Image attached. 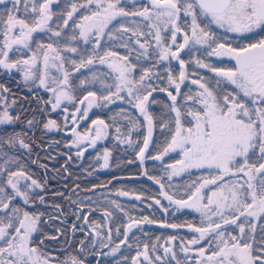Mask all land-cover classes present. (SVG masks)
<instances>
[{
    "label": "snow or ice",
    "instance_id": "snow-or-ice-1",
    "mask_svg": "<svg viewBox=\"0 0 264 264\" xmlns=\"http://www.w3.org/2000/svg\"><path fill=\"white\" fill-rule=\"evenodd\" d=\"M0 70L19 73L26 85L50 94L42 103L60 110L63 123L48 119L43 129L70 133L66 147L76 149L77 159L111 133L117 146L131 150L128 163L159 167L160 175L142 167L159 186L156 195L123 188L116 195L148 201L161 214L171 208L199 213L198 224L138 218L110 192L95 201L88 195L72 200L76 184L65 198L82 221L71 233L87 230L85 237L71 254L45 253V239L57 237L34 235L42 233L45 213L28 206L46 202L47 179L34 178L22 159L33 152L27 133L0 130V264H86L88 255L96 264L106 257L114 258L112 264H264V0H0ZM154 93H164L165 101ZM10 95L0 84V126L20 119L10 112L16 104ZM117 101L135 111L121 107L110 122L97 117L80 128L93 108ZM158 103L162 108L154 112ZM34 123L27 121L29 128ZM20 149L25 152L17 154ZM173 154L179 159L167 162ZM64 155L67 177L73 156ZM111 156L107 147L98 152L97 168L108 169ZM193 172L199 175L183 185L172 183ZM51 207L63 214L59 204ZM110 209L125 220L118 222ZM98 210L103 221L90 220ZM152 224L187 229L191 236L170 235L163 242L157 236L152 243L135 236L134 230Z\"/></svg>",
    "mask_w": 264,
    "mask_h": 264
},
{
    "label": "trees",
    "instance_id": "trees-1",
    "mask_svg": "<svg viewBox=\"0 0 264 264\" xmlns=\"http://www.w3.org/2000/svg\"><path fill=\"white\" fill-rule=\"evenodd\" d=\"M115 50H118L122 54H125L123 49ZM133 63H135V60H133ZM224 65L230 66V62L226 58H224ZM163 67L164 65H161V71L163 70ZM103 71H107V69L103 67ZM88 72L89 70L87 69L82 70V74L84 76H87L89 74ZM202 74L205 76L209 75L207 70H203ZM16 90L22 91L27 99V104L22 110V113H24L26 119L24 122H22L21 125L14 124L0 126V130L8 132L17 131L27 133L25 139L27 142L33 144V152L30 158L22 156V159L25 160V163L28 165V169L35 174L34 178L43 181L45 178L42 174V171L38 168L37 165H46V175L48 179L47 188L45 190L46 193L48 192L47 189L49 187L54 188V193H64L63 197L53 194L46 195V204L28 206L29 211L45 213V215L41 217V221L39 223V228L42 230V233H38L36 237L41 238L42 235L49 237H57V239L55 240L45 239V244L43 245V248L47 252L56 254V256L63 257L78 248L79 235L73 237L70 232L69 222L61 220L62 216L60 215V213L51 207V205L53 204H59L61 206V209L63 210L64 215L67 216L69 207L75 205H72L69 199H66L65 197L69 196L72 188L76 184H79L80 188L77 189L75 194L71 195L72 200H77L78 198L82 199L85 195H88L91 196L92 199L95 201L98 200L101 192H104L105 194H108L110 192L112 193L110 197L111 199L121 202L126 208L131 210L132 215H135L138 218L144 215H148L150 218L156 219L158 221H164L167 223H183L185 221L197 224L199 223V213H196L192 210L184 209L177 212L174 208H171L169 213L161 214V212L156 210L155 207L153 209H149L147 207L148 201L141 203L140 201H136L131 197H122L115 194L116 189L123 188L124 190L135 191L137 194L143 192L146 195H156L159 186L155 185L153 181L149 180L147 177L142 175V167H147L149 169L150 175H160L161 171L158 166L156 168H153L154 162L152 161L146 162L144 166H141L138 162L128 163L127 161L134 160V156L132 155L131 150H125L126 146L124 145L117 146L116 142L111 138V133L109 138L103 141L102 143L98 144L96 149L87 151L83 159L77 160L73 157V160L69 163L68 166V172L71 173V176L66 177L62 165L65 164L66 160V156L64 154L67 153V150L64 149V147L66 146L64 143L67 139H64L65 141L60 140V143L57 144L53 142L55 141V139H59V135L54 136L45 134L43 124L46 122L47 112L43 113V111H41L43 110L41 101H38L36 105V102L34 100V93H36L37 96L39 95L40 97H42L43 100L47 99V93L39 90L29 91L25 89L24 84H22V86ZM80 94L81 92L80 90H78L77 95ZM84 94H86V92ZM154 97L157 101H165L166 99L164 93H154ZM9 100H12L10 96ZM21 104L22 101L18 102V104L15 105ZM121 107L128 109L130 112L135 111L132 110L130 106L124 104L122 101H117L116 104L110 105L108 108H94L91 114L89 115L88 121L85 122V125H87L92 119H96L97 117L110 122L111 117L115 115ZM161 108L162 104L158 103L156 106H154L152 110L154 112H159ZM30 119L35 120V123L32 128H29L27 125V121ZM59 121L61 120L59 119ZM157 136L159 137V134H157ZM36 145H42V147H37ZM49 145H58L59 149L54 150L49 147ZM45 147H48V149H45ZM104 147H107L112 150V156L110 158L111 164L108 170L100 171V169L97 168L99 162L95 160V156L98 152H102V149ZM24 152L25 150H19L17 154H23ZM37 153H39L38 162L36 164H32L31 160L37 159ZM52 154L57 155L55 159L49 158L50 156H52ZM173 159L174 158H166L167 162H172ZM94 168H97V170L93 171ZM57 169L60 170L59 173L56 172ZM86 170L93 172V174L87 175ZM197 175H199V173L197 172H193L191 176H189L188 174H183L181 176L174 177L172 183L177 185H183L190 179H194ZM77 177H79V179H77ZM108 181L112 182L108 184L106 189H96V191L94 192L81 191V189L91 188V186L94 184L107 183ZM20 203L22 204V201ZM162 203L167 206V201L162 200ZM133 204L136 205L135 208H132ZM110 210L113 211L114 217L118 220V222L125 220L122 214H119L115 209ZM49 216H51V219H49ZM57 217H59V219H57ZM92 219L101 222L103 221V217L99 215V210L92 214L90 220ZM142 228V232L139 230H134L135 236L138 237L141 241L147 240L149 243L154 242L157 236H160L162 238L161 242H163V239L167 238L170 235H182L188 238H190L191 236V233L187 229L174 230L166 227L160 228L156 227L155 224L143 225ZM144 233H147V236H145ZM113 240L115 242H119V238H117L115 235H113ZM54 248H62L63 250L57 251ZM113 259L114 258L109 257V262H112ZM87 263L94 264L93 262L88 261Z\"/></svg>",
    "mask_w": 264,
    "mask_h": 264
},
{
    "label": "flooded vegetation",
    "instance_id": "flooded-vegetation-1",
    "mask_svg": "<svg viewBox=\"0 0 264 264\" xmlns=\"http://www.w3.org/2000/svg\"><path fill=\"white\" fill-rule=\"evenodd\" d=\"M0 84H4L6 87H8L10 89V91H11L10 98L11 99H15L16 100V104H18V102L22 101L21 105H15V111H14V116L18 115L20 117L19 122H17L16 124L21 125L22 122H24L25 119H26V116L24 115V113H22V110L27 104V99L25 97V94L22 91L16 90V89H19L22 86V84H23L21 78L19 76L15 75V74H4V75L0 76ZM34 100L36 102V105H37L38 101H41V103L43 101L42 97H40L39 95L38 96L37 95L34 96ZM42 108H43V113L44 112L46 113L47 112V106L42 103ZM51 148L55 150V149H58L59 147H58V145H52ZM45 149H48V147H45ZM52 156H55V155L52 154ZM39 165L40 164L37 165L38 168L42 171V174H43L44 178L47 179L46 170L42 169ZM47 184H48V179H47ZM47 190H48V192H47L46 195L54 194V192H53L54 188H52V187L50 188L49 187ZM73 207H75V208L73 209ZM75 211H76V205L69 207V211H68V215L67 216L64 215V213L63 214L60 213V215L62 216V219L65 220L66 222H69L70 232H71V226H72L73 223L77 224L78 229H79V226L82 224V221L76 220L75 215L72 214ZM78 214L81 215V216L83 215V213H78ZM99 215L102 216V212L101 211H99ZM86 231L87 230L82 232V231L77 230L74 235L72 233L71 234H72L73 237L79 235V240L78 241H80V240L84 239ZM78 245H79V242H78ZM122 249H123V246H122ZM106 250L107 249H105L104 251H106ZM87 257H89V256H87ZM109 261H110L109 257L103 258L101 264H112V262H109ZM88 262H93L94 264H96L95 260L88 261Z\"/></svg>",
    "mask_w": 264,
    "mask_h": 264
},
{
    "label": "rangeland",
    "instance_id": "rangeland-1",
    "mask_svg": "<svg viewBox=\"0 0 264 264\" xmlns=\"http://www.w3.org/2000/svg\"><path fill=\"white\" fill-rule=\"evenodd\" d=\"M227 59V58H226ZM98 68H99V70L100 71H103V67H105L106 68V66H97ZM107 69V68H106ZM89 73V72H88ZM4 74H9V73H7V72H5L4 70H0V76H2V75H4ZM13 74H15V75H17V76H19L20 78H21V80H22V77H21V75L19 74V73H13ZM53 74L55 75L56 73H55V71L53 70ZM22 83L25 85V89H27V90H29V91H32V90H34V91H42V92H45V93H47L45 90H43L42 88H33L30 84H28V85H26L25 83H24V81L22 80ZM49 93H47V99H48V97H49ZM46 99V100H47ZM11 100H9V102H10ZM0 107H2V106H0ZM94 109V108H93ZM14 111H15V105L10 109V112H11V114L14 116ZM41 111H43V110H41ZM70 111H71V109H70ZM93 111V110H92ZM91 114V113H90ZM89 114V115H90ZM48 119H54V120H56L58 123H63V113L60 111V110H57V111H50V109H49V106H48V110H47V115H46V121L48 120ZM59 119L61 120V121H59ZM85 122H87V121H85ZM85 122H83L82 124H81V126H80V128L81 129H84V128H87V127H90L91 126V124H90V122L87 124V125H85ZM45 134H49V135H59V139H55V141H59V143H60V140H64V139H67L66 140V142L64 143L65 145H66V143L68 142V141H70L71 140V135H70V133H68V132H66V131H64V129L63 128H61L60 130H53V131H47V130H45ZM65 141V140H64ZM103 142V141H102ZM102 142H99L98 144H100V143H102ZM59 143H57V144H59ZM59 149V148H58ZM64 149L65 150H67V154L68 155H72L74 158H76L75 157V152H76V149L75 148H68V147H64ZM20 150H24V149H20ZM69 150V151H68ZM89 150H92V148H89L88 149V151ZM55 155V154H54ZM85 155V154H84ZM57 155H55V157H56ZM173 161L172 162H174V160L175 159H179V157L178 156H176L175 154H173ZM77 159V158H76ZM77 160H81V159H77ZM169 163H171V162H169ZM110 164H111V160H110ZM110 168V167H109ZM108 168V169H109ZM108 169H100V171H105V170H108ZM47 203V201L44 203V204H46ZM61 220H63V219H61ZM38 227H39V225H38ZM38 234V233H37ZM37 234H34L35 236H37ZM118 243V242H117ZM44 244H45V241H44ZM86 247H87V244H86ZM54 249H56L57 251L58 250H63L62 248H54ZM42 251H44L45 253H49V252H47L44 248L42 249ZM106 251H108V249L106 250ZM73 252V251H72ZM71 252V253H72ZM70 253V254H71ZM51 254H53V253H51ZM69 254V253H68ZM53 255H55L56 256V254H53ZM67 255V254H66ZM88 256H91V255H88ZM86 264H88L87 263V261H86Z\"/></svg>",
    "mask_w": 264,
    "mask_h": 264
},
{
    "label": "water",
    "instance_id": "water-1",
    "mask_svg": "<svg viewBox=\"0 0 264 264\" xmlns=\"http://www.w3.org/2000/svg\"><path fill=\"white\" fill-rule=\"evenodd\" d=\"M34 96H35V93H34ZM75 207H73V209H74ZM156 225V227H160V228H163L160 224H155ZM105 250V249H104ZM96 257L95 256H89V257H87V261H92V260H95V262H96Z\"/></svg>",
    "mask_w": 264,
    "mask_h": 264
}]
</instances>
